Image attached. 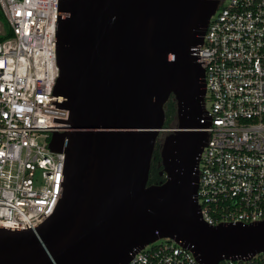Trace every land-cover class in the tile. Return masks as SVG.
<instances>
[{
  "label": "water",
  "instance_id": "95a60500",
  "mask_svg": "<svg viewBox=\"0 0 264 264\" xmlns=\"http://www.w3.org/2000/svg\"><path fill=\"white\" fill-rule=\"evenodd\" d=\"M222 0H59L56 107L70 131L53 213L33 227L0 226V264H128L163 238L202 264L264 252V220L208 224L199 160L212 115L200 49ZM178 125L165 131L166 104ZM162 132L161 174L149 184ZM28 226V225H27Z\"/></svg>",
  "mask_w": 264,
  "mask_h": 264
},
{
  "label": "built area",
  "instance_id": "2783aa9c",
  "mask_svg": "<svg viewBox=\"0 0 264 264\" xmlns=\"http://www.w3.org/2000/svg\"><path fill=\"white\" fill-rule=\"evenodd\" d=\"M58 3L0 0L11 27L0 39V226L38 225L60 197L66 152L48 147L53 131H70L54 121L69 110L52 103ZM199 49L212 115L199 160L201 215L210 225L255 224L264 220V0H222ZM159 240L128 264H202L190 248ZM220 264H264V252Z\"/></svg>",
  "mask_w": 264,
  "mask_h": 264
},
{
  "label": "trees",
  "instance_id": "16d2710c",
  "mask_svg": "<svg viewBox=\"0 0 264 264\" xmlns=\"http://www.w3.org/2000/svg\"><path fill=\"white\" fill-rule=\"evenodd\" d=\"M166 118H165V128H177L178 120H177V114H176V101L171 97L170 100L166 104ZM161 141L158 140L156 143V147L153 153L152 158V165L150 170V177H149V184H153L152 182L154 180L160 179L165 180V176L160 177L159 176V169L156 165L157 162L161 160Z\"/></svg>",
  "mask_w": 264,
  "mask_h": 264
},
{
  "label": "rangeland",
  "instance_id": "374dc122",
  "mask_svg": "<svg viewBox=\"0 0 264 264\" xmlns=\"http://www.w3.org/2000/svg\"><path fill=\"white\" fill-rule=\"evenodd\" d=\"M10 31H11L10 24H9L2 8H0V39L7 38V36L10 34ZM166 133L167 132H162V134L160 135L159 141H161V145H162V141H163ZM160 242H161V240L154 243V245H157Z\"/></svg>",
  "mask_w": 264,
  "mask_h": 264
},
{
  "label": "flooded vegetation",
  "instance_id": "af4514ba",
  "mask_svg": "<svg viewBox=\"0 0 264 264\" xmlns=\"http://www.w3.org/2000/svg\"><path fill=\"white\" fill-rule=\"evenodd\" d=\"M156 166H157L158 168H161V169H159V176H160V177H163L164 175H162V174L160 173L161 170H162L161 160L157 162V165H156ZM160 182H161V180L157 178V180H154L152 183L154 184V183H160Z\"/></svg>",
  "mask_w": 264,
  "mask_h": 264
}]
</instances>
